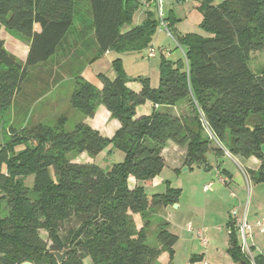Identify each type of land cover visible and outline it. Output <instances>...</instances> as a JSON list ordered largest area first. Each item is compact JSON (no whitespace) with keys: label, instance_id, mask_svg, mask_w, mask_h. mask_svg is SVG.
<instances>
[{"label":"trees","instance_id":"1","mask_svg":"<svg viewBox=\"0 0 264 264\" xmlns=\"http://www.w3.org/2000/svg\"><path fill=\"white\" fill-rule=\"evenodd\" d=\"M196 1L202 29L210 36L177 35L186 64L162 54L157 89L149 78L128 77L118 59L114 79L98 75L99 90L83 78L84 70L113 49L149 47L159 18L148 16L130 27L136 0H0V25L29 42L22 62L0 37V118L25 85L33 86L35 96L47 97L63 74L74 85L72 107L83 116L70 131L66 117L54 127L31 120L8 128L10 139L0 146V202L8 210L6 216L0 212V264H59L54 253L64 252L61 264H85L86 259L93 264H173L179 237L169 230V221L158 222L155 243L147 230L154 213L178 204L182 190L168 181L164 193L149 197L145 190L161 175L169 142L187 148V162L191 158L205 169L210 153L256 157L259 169L245 174L264 184V63L251 66L253 53L264 52V0ZM55 65L63 72L55 73ZM38 67L47 69L42 77ZM34 80L43 82L35 85ZM130 82L140 90L130 88ZM148 102L158 109L138 116V107ZM181 102L188 103L187 114L173 112ZM99 103L121 124L111 138L82 120L93 118ZM108 146L124 153L109 171L95 160L76 162L83 155L95 159ZM227 228L232 260L252 264L231 218ZM202 259L192 257L193 262ZM253 260L264 264V254H253Z\"/></svg>","mask_w":264,"mask_h":264},{"label":"rangeland","instance_id":"2","mask_svg":"<svg viewBox=\"0 0 264 264\" xmlns=\"http://www.w3.org/2000/svg\"><path fill=\"white\" fill-rule=\"evenodd\" d=\"M139 5L134 10L132 17V25L135 27L141 25L148 16L158 18V10L154 3L144 4V0H136ZM219 0H216V2ZM199 3L196 0H162V12L164 17L169 21V29L172 37H169L161 26L158 27L157 32L151 36L149 47L135 49L126 52H120L117 49L110 51L109 55H104L101 59L96 61L94 66L95 72H101L108 78L114 79L117 75L114 67V62L120 59L121 68L124 69L125 74L130 78L142 76L149 78L152 88H157L160 82V59L164 51V57L172 62L183 61L186 64L184 55V48L177 43V35H186L191 33L199 34L203 37H208L210 34L202 29L203 16L198 8ZM170 19V20H169ZM6 38L5 44L10 50H13L12 39H18L22 42H28L16 33L6 30L4 25H0V34ZM10 35V36H9ZM15 39V40H16ZM153 46L156 49V57L148 58V49ZM24 53V52H22ZM21 55V54H19ZM264 63V52H254L251 61V66L256 68ZM96 87V86H95ZM99 89L98 87H96ZM101 90V89H99ZM74 95V85L72 81H66L58 88H56L50 95H47V101L57 104L54 110L46 109L44 117L41 118L42 123L48 126H56L61 117L68 118L66 130L73 129L75 124L83 116L73 109L72 98ZM49 99V100H48ZM188 105V103H186ZM102 106L98 104V108ZM95 112V115L97 113ZM8 111L2 118H0V146L7 143L10 139L8 136V128L10 125L23 126L24 123L31 120H17L12 117V113ZM95 117V116H94ZM93 117V118H94ZM114 121L117 119L110 116ZM88 119L83 118L84 123ZM24 121V122H22ZM22 122V123H21ZM21 123V124H20ZM34 123V121H33ZM111 131L113 125L110 126ZM106 137V136H105ZM109 138V137H106ZM110 150V152H109ZM124 160V153L108 146L100 154L95 157V164L100 166L105 171H109L114 164L120 163ZM228 171L230 170L234 175L240 173V180L232 182L231 184H223L219 181V176L216 170H201L197 164H193L192 170L185 171L174 170L171 164L167 163L161 172V177L164 183L159 186L152 187L146 185L145 190L150 196L154 194H161L166 191V181H169L173 187L182 190L179 198L178 207L170 206L167 211H159L154 213L151 217V226L147 233L152 243L156 242L157 224L160 221L168 219L172 221L169 230L179 237L177 246V255L173 264H192L190 258L192 255H203L202 260H195L193 264H234L232 258L228 254V239L229 231L227 223L230 219V212L235 208H242L246 206L247 202L250 205L248 221L253 228L250 233L249 243L254 246V252L264 254V233L257 227V219L252 217L253 208L260 209L264 207V184H256L252 180L247 183L246 178L241 174L242 167L235 158H228L225 160ZM76 162L88 163L92 162V158L87 155L79 156ZM34 176L28 177L26 183L29 187L33 186ZM213 183V186L204 191L205 185ZM232 193H235L238 198H234ZM240 201L242 204H240ZM0 212L2 216L8 213L5 203L0 202ZM168 212V213H167ZM134 221L137 228L142 227L141 217L136 215ZM192 225L194 233L188 231L187 226ZM202 230L204 237L208 240L207 246H204L201 239L196 235V231ZM45 239L47 238L44 234ZM240 234L238 233L239 241ZM192 242L193 247L191 255L188 254L186 246ZM87 264H93L91 259L87 260Z\"/></svg>","mask_w":264,"mask_h":264},{"label":"crops","instance_id":"3","mask_svg":"<svg viewBox=\"0 0 264 264\" xmlns=\"http://www.w3.org/2000/svg\"><path fill=\"white\" fill-rule=\"evenodd\" d=\"M221 2H222V0H219L217 2L215 0L216 5L220 4ZM39 30H40L39 25H36L35 31L40 32ZM0 37L6 41V38L3 36L2 33L0 34ZM11 39H12L11 43H13L12 44L13 50L8 49L7 43L5 44L6 49L11 54L16 56L20 61L25 62L27 59V56H28V52H29V42H22L21 40H18L16 38H15L16 40L13 38H11ZM22 52H24V53H22ZM160 53H162L164 55V51H161ZM19 54H21V55H19ZM109 54H110V52H108L107 54H104V55L106 56ZM100 60H102V59H100ZM95 65H96V62L94 64L88 66L84 70L82 76L87 82L93 84L94 86L98 87L99 89H102L103 85L100 82V80L98 79V75L101 72H95L94 71ZM35 70L38 72V76H39L40 73L45 72L47 69L42 68V67L41 68L38 67ZM62 70H63V67H61L60 65L54 66L55 73H62L63 72ZM32 74H33V71H32ZM40 76H41V74H40ZM58 79L60 81L55 86H53L52 92L56 88H58V86H60L61 84H63L67 80L68 81L70 80L66 74H63L62 78H58ZM34 81H35V85H39L43 82L42 80L41 81L40 80H34ZM129 87L136 90V91L140 90V86L137 83H131L130 82ZM37 93H39V92H37ZM46 98H47L46 96H43L41 98H39V96H35L33 86H31L29 84L25 85V89H24L23 94H21L18 97V99L15 100V103L13 104V106L10 109L11 110L10 113H12V117H15V118L19 117V116L22 118V116H23V118H25V119L33 120L34 123L42 122L41 118L44 117V115L46 113V109L54 110L57 106V104H55L51 101H47ZM153 109H158V107L157 106L154 107V105L152 103L148 102L145 104V106L138 107L137 114H138V116L149 115V114H151ZM173 112H175L176 114H181V115L187 114L188 106H187L186 102H181L176 108L173 109ZM110 116H111V114L102 105L98 108L95 117L92 119H88L86 121V124L90 125L93 129L97 130L102 136H104V137L106 136V137L111 138V137H113L115 132L120 128L121 124L118 121L112 120L110 118ZM111 125H113L112 131L110 129ZM187 153H188L187 148H182V147H179L178 145H176L172 142H169L167 144V147L163 150V153H162V156L164 158L163 161H165V165L167 163H169L173 167H175L174 170L175 169L176 170H182V169H185L187 167V170H184V172L189 171V170H192L194 163L187 162ZM228 158H230V159L235 158L236 160H238L240 166L242 167L239 170H241L240 171L241 174H243V176L246 178L247 183H249V179H247V176L245 174V170L257 171L261 165V162L256 157H253V156H251V157L231 156L227 150H224V156H222V157H217L214 153H210L208 155L209 168L205 169L203 167H199L198 165H197V167L201 170H208V171L214 169V170H216L215 172H217V175L219 177L220 176L227 177L229 179L228 184H231L232 182H236L237 180H240V173L234 175L230 170L228 171V169L226 168L227 164L225 161ZM94 160L95 159H92V162ZM163 183H164V179H162V177L160 175L157 178H155V180L153 181V184L151 186L155 187V186L162 185ZM130 185L135 187V185H136L135 178L130 179ZM240 204H242L241 201H240ZM242 206H243V204L241 205L240 210L242 212H244V209L242 208ZM168 208H166L164 211H167ZM249 209H250V205H249ZM249 209H248V214H249ZM251 214H252L253 218H255L257 220L260 219L264 214V207H261L260 209L253 208ZM169 223H170L169 228H171V226H173L172 225L173 223H172V221H169ZM44 234L47 237V234L44 231L41 234L42 237L45 238ZM177 246H178V243L174 247V250H175L174 261L176 259V255H177ZM228 246H229V239H228ZM192 247H193L192 242H189L188 245L186 246V248L188 249L189 255H191L190 251H192ZM253 248H254V246H252V249ZM251 252H253V254H256V252H254L253 250ZM193 256H195V255H192L190 258V262L192 264L194 263L192 261ZM196 256H200V255H196ZM167 257H168L167 254H165V255L163 254L161 257V260L166 261ZM87 260L88 259L85 260V264H87ZM206 264H209V263H206ZM234 264H237V263L234 262Z\"/></svg>","mask_w":264,"mask_h":264},{"label":"built area","instance_id":"4","mask_svg":"<svg viewBox=\"0 0 264 264\" xmlns=\"http://www.w3.org/2000/svg\"><path fill=\"white\" fill-rule=\"evenodd\" d=\"M150 1L152 3H154L156 5V8L158 10V18L160 21V25L163 30H165V32L167 33V35L169 37H172V33L169 29V21L164 17V14L162 12V0H144V4L148 5L150 3ZM156 49L151 46L148 49V58H155L157 53H156ZM203 125L205 127V129L207 130V133L210 137V139L212 141H214L216 143V145H218V141L215 138V136L212 134V132L210 131V129L207 126V123L205 121H203ZM248 179V178H247ZM219 181L222 182L223 184H227L229 182V179L227 177L224 176H220L219 177ZM213 186V183H209L208 185H205L204 187V191H208L211 187ZM232 196L234 198H237V195L235 193H232ZM248 209H249V205L248 202L246 204V206H244V212H242L240 210V208L235 207L231 212H230V218L233 221V223L235 224L236 228L238 229V233L240 234V244H241V249L243 251V253H245L252 261V264L254 263L253 260V252L252 251V246L249 243V237H250V233L252 232V226L249 225V221H248ZM242 212V213H241ZM257 227L260 229V231L262 233H264V214L263 216L257 220L256 223ZM188 231L194 233V228L192 227V225H188L187 226ZM196 235L199 237V239H201V242L204 246H207L208 244V240H206V238L204 237V232L202 230H198L195 232Z\"/></svg>","mask_w":264,"mask_h":264},{"label":"water","instance_id":"5","mask_svg":"<svg viewBox=\"0 0 264 264\" xmlns=\"http://www.w3.org/2000/svg\"><path fill=\"white\" fill-rule=\"evenodd\" d=\"M262 151L264 152V147H262ZM188 162L189 163L191 162V158L188 159ZM184 170H187V167ZM174 206L178 207L177 204H175ZM54 256L56 257V260L58 261V263L61 264L64 261L63 259H65L66 252H64V253H54ZM24 264H31V263H24Z\"/></svg>","mask_w":264,"mask_h":264}]
</instances>
